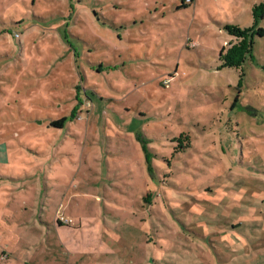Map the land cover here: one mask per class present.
Masks as SVG:
<instances>
[{"label":"rangeland","instance_id":"374dc122","mask_svg":"<svg viewBox=\"0 0 264 264\" xmlns=\"http://www.w3.org/2000/svg\"><path fill=\"white\" fill-rule=\"evenodd\" d=\"M181 3L0 0V264H264V0Z\"/></svg>","mask_w":264,"mask_h":264},{"label":"trees","instance_id":"16d2710c","mask_svg":"<svg viewBox=\"0 0 264 264\" xmlns=\"http://www.w3.org/2000/svg\"><path fill=\"white\" fill-rule=\"evenodd\" d=\"M182 6L184 5V0H182ZM252 15V24L251 26L241 28L237 25L233 24H226L223 26L224 32L230 36L232 39L227 44V46H223L218 55V60L220 62L219 69L222 68H234V69H240V79L242 78V66L244 62L247 60V58H250L253 44H254V37L255 36H262L264 34H260V30L257 28L258 23L261 19H264V4L259 3L257 5H254L251 10ZM239 79V82H240ZM240 84V83H239ZM65 121V119L53 121L51 124L53 126H60L61 123ZM186 139L188 142V137L181 134L177 140L180 142V144L183 143L182 146L179 148L183 149L185 147H188L189 143H184L183 139ZM185 144V145H184ZM59 225H62L60 222Z\"/></svg>","mask_w":264,"mask_h":264},{"label":"crops","instance_id":"0c3cea01","mask_svg":"<svg viewBox=\"0 0 264 264\" xmlns=\"http://www.w3.org/2000/svg\"><path fill=\"white\" fill-rule=\"evenodd\" d=\"M15 195H20V194H15ZM39 196H40V195H39ZM43 198H47V199L50 198V202H49L48 200H46L45 205H46V204H49V205L51 206V204H52L53 206H51V208H53V209H54L55 207L57 208V201H58V200H55V199H59V198H58V193L55 194L54 192H50V193H48V194H45L44 196L38 197V199H39L38 201H42ZM51 201H52V202H51ZM23 205L25 206V204H23ZM39 205H42V206H43V203L41 202ZM62 205H63V204H62ZM16 207L21 208L20 205H17ZM62 207H63V206H62ZM35 208H36V207H35ZM63 208L65 209V207H63ZM24 209H25V210H24ZM23 210H24V211H27L28 209H27V207L25 206V207H23ZM39 210H42V209H39ZM28 211H29L30 213L33 214L32 211H30V210H28ZM28 211H27V212H28ZM35 212H36V209H35ZM38 214H39V213H36L37 216H38ZM41 215H42V214H41ZM56 226H58V225H56ZM37 229H38V228H37ZM23 238H24V240H28L27 237H24V236H23ZM100 242H101V241H100ZM23 244L25 245V244H28V243H26V241H24ZM100 244H101V243H100ZM93 246H94V244H93ZM96 249H97V250H91V253H92V254L90 253L91 256L94 255V256H93L94 258H97L98 256H101V253H100V252L102 251L101 248L98 247V248H96ZM35 250H36V249H35ZM99 251H100V252H99ZM103 251H104V249H103ZM14 257H15V256H14ZM17 261H18V262L20 261L19 258L17 259ZM20 262H21V261H20ZM20 262H19V264H21ZM70 262H73V261L70 260Z\"/></svg>","mask_w":264,"mask_h":264},{"label":"built area","instance_id":"2783aa9c","mask_svg":"<svg viewBox=\"0 0 264 264\" xmlns=\"http://www.w3.org/2000/svg\"><path fill=\"white\" fill-rule=\"evenodd\" d=\"M184 1L189 2V0H184ZM61 220H63V219L61 218ZM63 222L67 223L68 221L65 220V221H63Z\"/></svg>","mask_w":264,"mask_h":264}]
</instances>
